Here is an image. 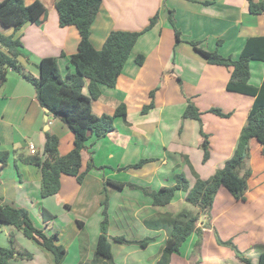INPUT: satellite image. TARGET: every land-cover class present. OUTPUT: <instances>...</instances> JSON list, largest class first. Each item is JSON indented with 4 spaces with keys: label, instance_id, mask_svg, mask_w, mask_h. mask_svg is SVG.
Returning <instances> with one entry per match:
<instances>
[{
    "label": "crops",
    "instance_id": "0c3cea01",
    "mask_svg": "<svg viewBox=\"0 0 264 264\" xmlns=\"http://www.w3.org/2000/svg\"><path fill=\"white\" fill-rule=\"evenodd\" d=\"M34 1L23 0V3L29 5ZM38 1L46 8L40 24L26 23L17 31L12 27L1 31L19 38L22 47L18 62L22 71L33 79L39 77L37 65L45 57L57 58L62 77L73 75L75 68L70 57L77 52L78 32L72 26H59L54 7L57 0ZM169 11H173L174 26L180 32L177 45ZM156 13L157 23L138 37L115 87L101 86L100 97L91 102V112L97 117L112 116L123 104L126 118H114V130L106 136L89 138L81 152L80 173H85L81 183L75 177L62 175L58 193L41 197L39 170L16 160V156L31 155L28 152L31 144L35 154L44 157L46 133L58 138V152L65 155L73 148V133L39 105L34 86L19 73L9 70L0 86V152L8 153L6 163H0V203L26 209L36 228L47 236L55 235L56 243L66 250L64 262L70 252L75 264L89 261L106 208L110 238L121 236L128 241L153 238L145 248L110 241L113 263L155 264L167 238L160 223L163 215L174 216L187 210L199 215L197 228L202 227L205 218L197 207L185 201L186 193L182 190L175 192L169 204L154 206L139 188L157 190L173 186L177 165L192 187L195 178L182 156L188 157L200 179H208L231 157L246 122L253 98L228 92L226 84L231 70L207 64L190 42L202 50L238 59L248 38L264 36V12L250 14L248 0H102L90 26V42L100 50L110 32L141 31ZM137 55L144 59L139 68L134 63ZM251 62L260 63L249 64V83L258 87L264 79V62ZM82 93L87 94L86 87ZM188 102L201 113V125L194 119L183 118ZM149 105L152 107L142 113ZM211 108L230 116L219 117L208 112ZM200 126L209 136L211 149L205 162L199 146ZM249 149L250 176L245 200H234L221 187L212 203L210 228L202 229L199 249H195L199 232H193L171 256L169 264H195L198 260L199 264H244L231 249L216 242L215 233L222 242H231L240 253L244 252L242 255L251 264H258L260 252L253 248L264 247V157L254 139L250 140ZM90 158L94 167L86 171ZM141 160L147 162L133 167ZM109 182L125 186L118 189ZM43 210L52 216L51 220L44 221ZM88 224L93 235L81 238ZM1 229L6 236L0 247H7L8 234L16 229L11 226ZM14 236L20 241L19 248L32 254V259L24 261L31 263L38 256L44 264H55L53 255L35 241ZM80 238L86 247L85 260L81 257L84 249ZM118 250L121 252L114 257Z\"/></svg>",
    "mask_w": 264,
    "mask_h": 264
},
{
    "label": "trees",
    "instance_id": "16d2710c",
    "mask_svg": "<svg viewBox=\"0 0 264 264\" xmlns=\"http://www.w3.org/2000/svg\"><path fill=\"white\" fill-rule=\"evenodd\" d=\"M102 0H57L55 10L58 14L60 27L72 26L79 35L77 52L70 57V62L75 68L73 75L62 77L56 57L42 58L37 67L39 77L33 79L25 74L18 62L21 56V41L14 38L13 34L4 35L2 29L12 27L19 30L26 23L40 24L46 14L45 6L38 0L29 5H24L23 0H0V86L6 81L9 70L19 73L26 81L34 86L36 99L42 108H46L55 118H58L73 133V148L65 155L58 152V138L49 133L45 134L46 140L43 148L44 157L39 155H26L19 153L16 160L32 165L40 173V195L47 198L58 193L60 189V177L72 176L81 183L85 173H80L81 152L86 149V143L90 137L96 139L106 136L114 130V118H126V109L119 105L112 116H95L91 112V102L101 95V86L113 88L116 81L128 61L130 53L136 44L138 37L151 29L158 21V14L154 15L149 24L139 32L112 31L108 34L100 50H96L90 42V26L96 17ZM248 12L259 15L264 12V1L254 2L248 0ZM169 23L174 29L175 44L180 43V32L174 26L173 11H169ZM193 49L209 65L222 66L230 69V77L226 84L228 92H234L253 98V103L248 111L246 122L242 127L235 150L224 165L217 169L206 180L198 177L191 166L188 157L182 156L190 173L195 178L192 187H189L182 172L174 173L175 184L171 187H161L157 190L139 188L142 193L150 197L154 206H165L174 198L175 192L182 190L186 193L185 201L197 207L205 220L202 227L197 228L199 215H194L187 210L178 214L163 215L160 219L162 227L166 230L167 238L163 244L155 264H169L171 256L177 253L182 244L193 232H199L195 249L201 244L202 229L210 228V210L218 190L223 187L236 201H244V193L247 187V179L250 169L247 167L249 157V142L254 139L260 146L261 155L264 157V79L256 87L249 83L251 61L264 62V36L250 37L246 40L238 59L222 57L216 51L208 52L198 48L196 43L190 42ZM135 62L143 63V56L137 55ZM86 87L87 94L82 90ZM150 92V97L153 96ZM152 105L144 107L145 113ZM208 112L219 117L227 118L230 113H223L220 109L211 108ZM201 113L188 102L183 118L198 121ZM203 162L209 158L210 147L207 135L200 126ZM8 153L0 152V163L5 164ZM147 160H141L133 167H140ZM91 158L87 162L86 171L93 168ZM242 171V175L240 172ZM115 188L122 189L124 183H112ZM132 188V185H128ZM44 221H49L52 216L42 211ZM79 226L81 223L78 222ZM2 226H11L20 231L27 239L35 241L39 246L50 252L55 264H62L66 250L56 243L55 235L47 236L42 230L36 228L26 209L15 208L0 203V229ZM108 221L106 208L103 209V220L100 223V233L96 241L95 251L91 260L80 264L113 263L111 244H135L145 248L153 238H145L141 241H128L124 237H112L107 234ZM215 233V232H214ZM216 242L223 246H229L236 252V257L244 264H251L231 242H222L215 233ZM9 247H0V264H9L13 259L30 260L32 254L18 248L12 233L8 234ZM199 264V260L195 262ZM258 264H264V250L259 254Z\"/></svg>",
    "mask_w": 264,
    "mask_h": 264
},
{
    "label": "rangeland",
    "instance_id": "374dc122",
    "mask_svg": "<svg viewBox=\"0 0 264 264\" xmlns=\"http://www.w3.org/2000/svg\"><path fill=\"white\" fill-rule=\"evenodd\" d=\"M156 14H158V13H156ZM156 14H154V15H156ZM153 15V16H154ZM152 16V17H153ZM151 19V18H150ZM149 19V20H150ZM149 24V21H148V23H147V25ZM146 25V26H147ZM154 27V26H153ZM150 30V29H149ZM148 30V31H149ZM142 31V30H141ZM139 32V31H138ZM147 32V31H146ZM145 33V32H144ZM143 61H144V59H143ZM134 63L137 65V67L139 68V67H141L142 66V64L141 65H138L136 62H135V59H134ZM253 63H256V64H260V63H257V62H250L249 64H253ZM253 80H255V79H257L258 77H251ZM114 88V87H113ZM209 136L207 135V138H208ZM216 141V140H215ZM217 142V141H216ZM209 143V142H208ZM214 148L215 149H217L218 147H216L215 146V142H214ZM210 152H211V149H210ZM249 154H250V149H249ZM210 155V154H209ZM247 164H248V161H247ZM180 167L181 166H176V172H181V170H180ZM179 168V169H178ZM211 211V210H210ZM211 215V214H210ZM2 231H4V230H2V229H0V244H2V238L4 239V234H5V236H6V233H4V232H2ZM18 231V230H17ZM16 230H14V232L12 233L13 234V236L14 235H18V237H20V240H22L23 239V234L20 232V233H18ZM18 233V234H17ZM88 235L89 236H92L93 235V229H92V227L88 224V227L87 228H84L83 229V233H82V236H81V238L82 237H85V239H87L88 238ZM80 238V244L82 245V249H84L83 251H82V253H81V257L83 258V260H85L86 258H87V255H86V247H85V243H81V242H83V239H81ZM14 240H15V244H16V246L19 248V244L18 243H20V241L18 240L17 241V239H15V236H14ZM2 246H5L4 244L2 245ZM9 246H7V247H3V248H8ZM225 247H228L229 249H231L232 250V248H230L229 246H225ZM254 250H257L258 252H261V251H263L264 250V247L263 246H255L254 248H253ZM233 251V253L234 254H236V252H234V250H232ZM119 252H121L120 250H118L117 251V253H115L114 254V257H116V255L119 253ZM157 252H159V250H157ZM241 253L242 254H244V252H242L241 251ZM142 254V253H141ZM141 254H139L138 256H136L135 257V259H138V257H140V255ZM72 255H73V253L72 252H70L69 253V255H67V260L64 262V260H65V258H66V255H65V257H64V260H63V262H64V264H75L74 263V258L72 257ZM145 254H142V256H144ZM92 257H93V255H92ZM92 257L89 259V260H91L92 259ZM145 258H147V257H145ZM114 260V259H113ZM120 260V258L118 257V261ZM80 261H81V259H80ZM135 261H137V260H135ZM14 262V263H13ZM115 264H118L116 261L114 262ZM11 264H44V261L41 259V258H39L38 256H36V259L33 261V262H31V263H28V262H26V261H24V260H21V259H15L14 261H12V263Z\"/></svg>",
    "mask_w": 264,
    "mask_h": 264
},
{
    "label": "built area",
    "instance_id": "2783aa9c",
    "mask_svg": "<svg viewBox=\"0 0 264 264\" xmlns=\"http://www.w3.org/2000/svg\"><path fill=\"white\" fill-rule=\"evenodd\" d=\"M28 152L31 154V155H35V147L33 145H29L28 146Z\"/></svg>",
    "mask_w": 264,
    "mask_h": 264
},
{
    "label": "water",
    "instance_id": "95a60500",
    "mask_svg": "<svg viewBox=\"0 0 264 264\" xmlns=\"http://www.w3.org/2000/svg\"><path fill=\"white\" fill-rule=\"evenodd\" d=\"M44 110H45L47 113L49 112L46 108H44Z\"/></svg>",
    "mask_w": 264,
    "mask_h": 264
}]
</instances>
